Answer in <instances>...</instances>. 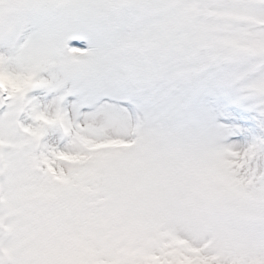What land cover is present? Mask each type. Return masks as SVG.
<instances>
[{"label":"snow or ice","instance_id":"6c2138e0","mask_svg":"<svg viewBox=\"0 0 264 264\" xmlns=\"http://www.w3.org/2000/svg\"><path fill=\"white\" fill-rule=\"evenodd\" d=\"M0 264H264V0H0Z\"/></svg>","mask_w":264,"mask_h":264}]
</instances>
